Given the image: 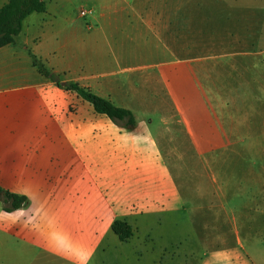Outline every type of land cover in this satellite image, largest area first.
I'll use <instances>...</instances> for the list:
<instances>
[{"label":"crops","instance_id":"crops-1","mask_svg":"<svg viewBox=\"0 0 264 264\" xmlns=\"http://www.w3.org/2000/svg\"><path fill=\"white\" fill-rule=\"evenodd\" d=\"M171 11L166 0H105L83 21L79 11L45 9L0 47V188L27 197L18 209L0 206L8 246L14 239L32 259L88 264L140 232L149 244L154 219L173 214L187 217L216 264L248 253L207 157L264 139V48L229 46L246 41L235 33H204L196 5L179 7L177 26ZM145 37L228 47L184 56L168 48L150 62L123 63L138 57L124 43ZM44 71L130 109L135 125L96 113ZM115 219L131 227L125 241L110 228Z\"/></svg>","mask_w":264,"mask_h":264},{"label":"rangeland","instance_id":"rangeland-1","mask_svg":"<svg viewBox=\"0 0 264 264\" xmlns=\"http://www.w3.org/2000/svg\"><path fill=\"white\" fill-rule=\"evenodd\" d=\"M49 13L55 11L76 16L84 9L83 21H93L105 0H44ZM172 7L171 14L176 19L179 7L196 5L197 22L203 26L204 33L211 28L219 33H235L244 36L245 43L229 46L250 49L264 48V0H166ZM3 0H0V4ZM211 27V28H210ZM208 28V30H206ZM177 30V29H175ZM174 30V31H175ZM225 38V34H223ZM162 39V38H161ZM206 36L204 40H207ZM173 40V39H172ZM220 47V48H219ZM226 45L211 43L180 44L154 41L151 37L124 43V50L132 48L137 58L124 59L123 63H146L155 60L157 52L162 54L170 48L176 56L203 54L213 48L223 49ZM166 53V52H165ZM132 59V58H131ZM60 81V78H58ZM82 87V86H81ZM84 88V87H83ZM88 89V88H86ZM90 90V89H88ZM91 91V90H90ZM92 92V91H91ZM95 94V93H94ZM134 113V112H133ZM135 115V113H134ZM145 118L154 119L153 115ZM208 168L214 176L217 191L222 203L233 218L234 226L247 252L238 255V259L252 258L255 264H264V139H254L242 144L230 145L207 157ZM0 191V206L2 192ZM152 240L149 244L138 241L144 238L140 232L132 241L119 245L109 244L105 251H97L88 264H216L209 257L210 251L201 240H197L195 231L187 217L182 215L169 217L164 221H154L151 225ZM138 237V238H137ZM5 243V244H4ZM6 244V238L0 232V264H68L49 262L43 257L32 259L34 253L26 251L24 246L14 239ZM7 245V246H6ZM9 247V250H7ZM243 254V255H242ZM236 259L234 264H243ZM225 264V263H224Z\"/></svg>","mask_w":264,"mask_h":264},{"label":"trees","instance_id":"trees-1","mask_svg":"<svg viewBox=\"0 0 264 264\" xmlns=\"http://www.w3.org/2000/svg\"><path fill=\"white\" fill-rule=\"evenodd\" d=\"M46 3L44 0H7L0 6V47L11 43L21 28L23 19L32 12H44ZM58 86L74 91L82 99L88 101L93 110L105 115L114 123L131 128L135 125V115L127 108L114 105L110 100L100 97L90 90L81 87L76 82L62 83L56 74L44 71ZM1 191V188H0ZM4 205L2 210L12 211L22 207L27 202V197L4 190L2 192ZM111 230L119 240L125 241L132 235L130 225L123 220L115 219L110 225Z\"/></svg>","mask_w":264,"mask_h":264},{"label":"built area","instance_id":"built-area-1","mask_svg":"<svg viewBox=\"0 0 264 264\" xmlns=\"http://www.w3.org/2000/svg\"><path fill=\"white\" fill-rule=\"evenodd\" d=\"M85 14H86V11H85L84 9L79 10V15H80L81 17H84Z\"/></svg>","mask_w":264,"mask_h":264}]
</instances>
